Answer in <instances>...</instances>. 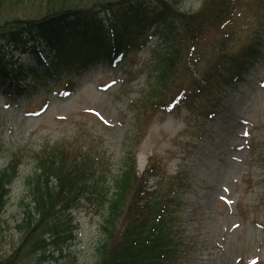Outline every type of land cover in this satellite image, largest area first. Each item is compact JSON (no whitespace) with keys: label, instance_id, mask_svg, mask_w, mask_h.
Instances as JSON below:
<instances>
[{"label":"rangeland","instance_id":"1","mask_svg":"<svg viewBox=\"0 0 264 264\" xmlns=\"http://www.w3.org/2000/svg\"><path fill=\"white\" fill-rule=\"evenodd\" d=\"M69 1L66 7L79 0ZM237 1L240 14L228 31L226 49L217 50L211 41L201 46L202 61L188 62L166 90H153L147 77L153 64L149 52L158 44V33H150L149 49L131 50L114 67L110 59H102L57 87L40 80L29 98L0 93V171L13 157L22 161L0 218V260L10 257L23 238L19 226L31 204L27 182L36 171L32 154L62 146L105 156L109 182L122 173L130 153L136 155L139 175L151 164L165 173L161 196L177 194L181 206L176 207L175 231L183 238L179 257L165 264H264V0ZM61 2L19 0L10 5L0 0V27L40 19ZM209 2L181 0L179 12L196 14ZM261 45V59L219 98L220 106L216 97L201 98L214 83L206 75L220 70L227 75L223 59L230 65L248 48ZM12 53L15 61L47 70L35 65L31 52ZM91 56L82 50L75 62ZM69 78L73 90L59 97L67 91ZM26 84L34 86L29 79ZM157 179H148L149 190ZM91 211L83 206L74 216L71 249L78 264L96 263L100 218ZM19 264L25 263L19 259Z\"/></svg>","mask_w":264,"mask_h":264},{"label":"trees","instance_id":"2","mask_svg":"<svg viewBox=\"0 0 264 264\" xmlns=\"http://www.w3.org/2000/svg\"><path fill=\"white\" fill-rule=\"evenodd\" d=\"M61 1L40 19L0 27V93L6 98H29L40 80L57 87L69 75L82 76L91 62L118 61L131 50L149 49L150 33H158V44L150 49L153 64L147 77L153 90H166L188 62L202 61L201 46L211 41L217 50L226 49L228 31L240 14L237 0H210L196 14L179 12L181 0H92L88 4L79 0L68 7L69 0ZM2 2L15 5L19 0ZM82 50L92 56L75 62ZM261 50L262 45L250 47L230 65L223 59L227 75L221 70L206 75L214 83L201 98L216 97L220 106L219 98L244 79ZM13 51L31 52L35 65H43L38 55L44 52L43 58H50L47 70L13 60ZM28 79L34 86L26 84ZM65 84L69 90L74 88L70 78ZM32 159L36 171L27 182L31 204L19 226L23 238L0 264H19V259L25 264H78L71 245L77 229L74 216L83 206L100 218L95 264H165L166 259L179 257L183 238L175 231V213L181 203L176 202V193L161 196L166 175L156 166L149 165L139 175L136 156L130 153L122 173L109 182L108 159L89 149L70 152L62 146L46 147ZM21 162L13 157L0 171V218ZM152 176L158 178L157 187L149 192L146 185Z\"/></svg>","mask_w":264,"mask_h":264}]
</instances>
